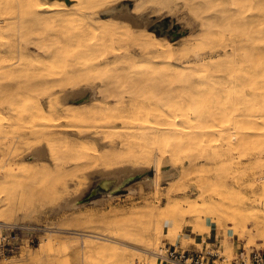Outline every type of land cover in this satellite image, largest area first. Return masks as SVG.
<instances>
[{
  "label": "bare ground",
  "instance_id": "1",
  "mask_svg": "<svg viewBox=\"0 0 264 264\" xmlns=\"http://www.w3.org/2000/svg\"><path fill=\"white\" fill-rule=\"evenodd\" d=\"M175 1L135 0L132 12L141 19ZM125 2L0 0V161L19 158L0 175V222L9 223L5 216L14 203L20 210L37 201L75 206L78 194L65 196L77 180L93 186L110 179L100 198L110 196L151 165L154 195L164 177L176 174L163 191L165 204L157 199L123 218L120 209L111 216L77 212L76 228L79 222L92 227L74 231L81 239L58 245L55 253L82 245L91 255H107L106 261L135 264L136 256L142 264H160L161 237L175 244L183 227L196 244L204 233L220 234L226 263L234 254L233 237L245 239V249L264 247V194L256 202L234 179L246 167L243 159H254L247 163L253 183H240L253 196L254 182L264 188V0H183L207 31L202 53L112 12ZM89 90L86 100L76 101ZM167 162L178 171L164 172ZM222 164L229 171L221 172ZM11 176L40 181L30 204L23 202L24 189L10 198ZM176 192L182 194L172 196ZM102 225L111 226L107 234L93 229ZM58 231L45 235L25 259L48 262Z\"/></svg>",
  "mask_w": 264,
  "mask_h": 264
},
{
  "label": "rangeland",
  "instance_id": "2",
  "mask_svg": "<svg viewBox=\"0 0 264 264\" xmlns=\"http://www.w3.org/2000/svg\"><path fill=\"white\" fill-rule=\"evenodd\" d=\"M126 1H130L132 3V7H133L135 0H126ZM131 12H132V8H131ZM132 13L134 15L137 14L135 12H132ZM140 13H146V11L142 10L141 12H139V14ZM151 16L154 17V21L162 19L164 17H167L168 18V28H173V26H177V28L172 29L174 32H173V35L171 37L167 36L166 34H159V35L166 36L168 39H170L172 42H174V44L176 46H178L180 48H186L187 50H195V52L198 51L197 53H202L203 51H205V52L207 51V49H208V48H206V46L208 45L207 31L204 28L201 20L196 18L192 14V12L185 5L183 0H176L171 9H166L164 11H160L158 8L154 7V11L147 12L145 14V16L140 19V24H138V25L145 24V27L148 29V26H149L148 25V17H151ZM135 25H137V24H135ZM205 32H206V34H205ZM219 55H220V57H222L223 53L220 52ZM90 94H91V91L89 90L86 93H84L83 95L79 96L76 101L77 102L84 101L87 99V97H89ZM44 100H46V99L44 98ZM0 148H1V151H0V160H1V158L4 157L2 154V151H3L2 145H0ZM7 158H8V156L4 159L5 161H0V175H1L2 171L4 170V167L6 165H8V163L9 164L10 163H14V164L18 163V159H19L18 157L9 156V158L8 159ZM263 158H264V156H263ZM243 160H244L243 161L244 163L241 166H243L245 164V166L247 168L246 167L244 169L242 168V170L238 169L236 174H235L237 177H234V179L239 178V181L241 180L240 181L241 183L244 182L243 185L246 186L247 185L246 183H248L249 179H250L249 182L253 183V175H254V174H252L253 170H251L252 167L251 168L248 167V166L252 165V163L249 165H247V163L250 162L251 160H252L251 162H253L254 159H251V160L243 159ZM245 160H247V161H245ZM128 166L130 168H132L133 164H128ZM224 166L222 164V168L220 169V171L226 172L225 171L226 169L229 171V169L226 166L225 167ZM142 167L143 168L139 172L133 173L131 180H129L124 186H122L118 190L116 189L117 191L114 194L100 198V196H93L88 190H86V192L81 196L80 202L78 204H76L75 206H72V207L60 206V203L62 202V200L55 202V203H52V204H44V205H41V204L39 205V201H37L35 204H37V203L38 204L37 205L33 204V207H31L30 205H27L26 207L24 206V209H27V207L28 208L31 207V208H29V210L28 209L27 210H20V209H18V205L14 203L11 207V212L6 214L5 220H8V222H10V223L12 222V223L20 224V226H22V229L19 232V235L22 238V240H21L22 245H21V248L15 254L9 255L6 257H0V263L5 262L7 260H15L14 264H34L30 259L29 260L25 259L27 254L29 253V251H31V252H32V250L34 251V249H35V247H37L38 243L44 240V236L47 235L51 230H54V229L59 230L57 232L56 237H55L56 240L54 239V241L57 244L55 242H52V250L54 249L52 251L53 253L48 258V262H45L43 264H84V263L85 264H101L100 259L101 260L104 259L102 261V264H114V260L116 263L119 262L120 260L117 259L116 257H115L116 259L114 257L113 258L109 257L112 260L109 259V261H106L105 258H107L106 257L107 255H103V254L100 255L99 254L100 252H92V255H91V252L85 250L82 245L79 246L80 248L74 247V246L73 247L69 246L70 248L68 247V251L69 252L71 251V253H69L67 251L64 253H59V255H58V253H55V247H57L60 244H64L65 242L68 244L71 241V239L73 240L75 237H78V240H80L81 239V238H79L80 236L75 234L74 231L79 232L81 230V227L84 224L86 226H88V228H89V226L92 227L93 224L90 225V223L86 224L85 222L84 223L79 222L81 224V227H80V225H78V228H76L77 226L73 224V222H74L73 217H75L77 215V212L87 214L88 211H92L95 215H99L97 213L100 212L101 215H104V213H105V216H106V214H109L107 216H111V213H109L110 211L111 212L113 210L117 211V209L119 211V209H120L121 214H123L121 216V218H123V217H126L128 215L129 211H132L133 209L140 208L147 203H150V204L155 203L156 204L157 199H159L161 204L162 203L165 204L166 203V197H165V192H163V191H165V188L167 187L168 181L170 179L171 180L174 179L176 177V174L173 176L164 177L161 180L159 194L154 195V191L150 185V179L152 178V175H153L152 166L148 165V166H142ZM161 169L164 172H169V171L175 172L176 170L178 171V169H172L170 167L169 162L164 164V166ZM254 169L257 170V172L259 170L257 168H254ZM8 179H10V182H11V184L9 185V187H10V198L11 199L16 200L19 197L20 192L22 193L23 189H24L23 194H26V195H24V198H25L23 200L24 203L27 202V204H30L29 202L33 201L38 196L39 186H40L39 180H34V179L19 180L17 177H13V176H11ZM13 179H14V181H13ZM246 179H247V181H246ZM231 180L232 179H230V181ZM261 180L264 181V174H263V177ZM230 181L228 180V182H230ZM240 182H239V184L241 185V187L243 189L242 192L243 193L246 192L247 196H250V198H253V197L257 198V200L255 199L256 202L259 200V197L262 196V193L264 194V188H262V186H261L263 182H261L260 180L257 181L256 183L254 182V184L256 185L254 196H253V191L251 189H249L248 187L247 188L244 187ZM79 184H80V180H77L75 183L69 184V186H68L69 193L65 196V198H71V197L79 194L83 189L88 188L89 183H85L82 186H79ZM178 193L180 195L182 194L181 192H178ZM178 193L176 192V194L174 193V194H172V196H179ZM192 195L193 196L197 195V192L193 191ZM256 204H258V203H256ZM59 206L61 207L60 210L56 211V208ZM261 206L264 208V204H261ZM101 211L103 212V214ZM222 216L224 218L225 217L228 218L229 217L228 212L223 211ZM69 217L72 220L69 219ZM67 221H69V222H67ZM140 221L141 220H139V222ZM32 222L36 223V227L34 229L25 228L24 223L29 224ZM65 223H67L71 226H68ZM123 223L125 224V222H123ZM145 223H143V224H145ZM63 224H65V225H63ZM96 225H97V223H96ZM63 226H64V228H63ZM98 226H99V224H98ZM67 227H70L71 229L67 228ZM48 228H50V231ZM72 228H73V230H72ZM77 229H79V230H77ZM93 229H95L97 232L103 231L104 234H107L108 233L107 231H109V229H111V226L110 225H102V227H98L99 230H97V227L93 226ZM60 230H62L61 231L62 233L60 232ZM92 231H94V230H92ZM80 232H83V231L81 230ZM58 235H60V236H58ZM179 235L180 236H178V239H177L175 244H181L183 247H186V246L192 247L194 245L197 248H200L201 245H203L205 243L215 244V246L219 247V251L222 253L223 248L221 245V235L218 234L216 231L213 233H204L202 235L204 239L202 238V241L198 244H196L195 241L193 242L192 240L188 239L187 236H185V235H188L185 227L182 228V230L179 232ZM30 239H33L34 244H27V242ZM64 239H67V240L64 241ZM231 240H232L233 252H236L237 249L239 250V248L242 247L243 242L244 243L246 242L245 239L242 241V240L237 239L236 237H233ZM164 243H169V242H167L166 238L164 236H162L158 246L162 247ZM160 247H158V248L160 249ZM81 248L84 249L86 252L84 250H82ZM243 248H245V247H243ZM251 248H264V247L260 246L259 244H254L253 246L251 245V246L246 247V251H249ZM73 250L77 251L78 253L75 252L76 253L75 254ZM83 251L85 252V254L82 253ZM96 253L99 254V255H97V258H95ZM22 254H24V255H22ZM56 254H57V256H56ZM89 259L91 260V262ZM138 261H140V263ZM143 261L137 259L136 256L134 257L135 264H142L141 262H143ZM120 262H119L120 264L123 263L122 260ZM124 264H127V263L125 262ZM160 264H161V260H160Z\"/></svg>",
  "mask_w": 264,
  "mask_h": 264
},
{
  "label": "built area",
  "instance_id": "3",
  "mask_svg": "<svg viewBox=\"0 0 264 264\" xmlns=\"http://www.w3.org/2000/svg\"><path fill=\"white\" fill-rule=\"evenodd\" d=\"M21 229L20 224L0 222V257L13 255L21 248ZM27 244H34L33 239ZM237 250L229 263L225 262L215 244L205 243L197 248L194 245L183 247L181 244L164 243L159 251L161 264H264V248L246 251L241 247Z\"/></svg>",
  "mask_w": 264,
  "mask_h": 264
},
{
  "label": "water",
  "instance_id": "4",
  "mask_svg": "<svg viewBox=\"0 0 264 264\" xmlns=\"http://www.w3.org/2000/svg\"><path fill=\"white\" fill-rule=\"evenodd\" d=\"M131 8H132V3L130 1H126L125 3H119L113 6L112 12L118 13L121 18L129 19L131 22L138 25L140 24V16H136L133 13H131ZM148 25H149L148 28L150 30H153L156 34H166L169 37L173 35L174 31L172 29L177 28V26H173V28H168L167 17H164L156 21H154L153 16L148 17ZM93 184H94L93 186H88V188H85L78 194L77 203L80 202V198L86 192V190H88L93 196H100L102 190H108L111 187L112 180L105 178ZM117 190H113L112 193L114 194Z\"/></svg>",
  "mask_w": 264,
  "mask_h": 264
},
{
  "label": "crops",
  "instance_id": "5",
  "mask_svg": "<svg viewBox=\"0 0 264 264\" xmlns=\"http://www.w3.org/2000/svg\"><path fill=\"white\" fill-rule=\"evenodd\" d=\"M211 233V232H210Z\"/></svg>",
  "mask_w": 264,
  "mask_h": 264
}]
</instances>
